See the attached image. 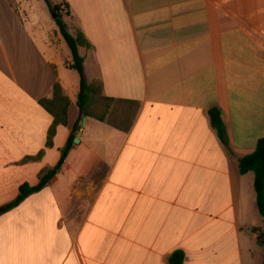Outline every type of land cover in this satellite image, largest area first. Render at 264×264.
I'll return each instance as SVG.
<instances>
[{"label":"crops","instance_id":"0c3cea01","mask_svg":"<svg viewBox=\"0 0 264 264\" xmlns=\"http://www.w3.org/2000/svg\"><path fill=\"white\" fill-rule=\"evenodd\" d=\"M50 1L69 10L86 79L114 105L80 117L57 14L0 0V264H169L177 249L185 264H263L255 175L239 160L264 138V0ZM56 82L67 123L48 147L40 100ZM72 133L56 175L6 209Z\"/></svg>","mask_w":264,"mask_h":264},{"label":"trees","instance_id":"16d2710c","mask_svg":"<svg viewBox=\"0 0 264 264\" xmlns=\"http://www.w3.org/2000/svg\"><path fill=\"white\" fill-rule=\"evenodd\" d=\"M45 1L50 10L53 13L57 14L55 20L67 42L68 47L71 50L72 62L70 63V67L72 69H75L80 74V91L77 100V104L80 110V117L92 116L100 120H105L106 112L104 111L101 114H98L93 107L95 98L98 95V88H100L101 98L107 102V107H109V102L113 101L114 98H110L103 94L100 82L89 83L86 79L84 71V57L79 53V45L85 40L83 34L79 32L77 36H74L70 33L68 25L64 20V15L69 14V10L64 11L62 9L63 4H54L50 0ZM97 85H99V87ZM40 104L54 117L53 123L48 130L46 142V145L50 147L53 145V138L56 134L57 126L67 123V108L69 105V100L65 96L60 83L56 82L53 87V98H42L40 100ZM209 113L211 122L216 128L221 141L224 144H227L228 138L221 116V110L219 108H212ZM74 137L75 135L72 133L66 145L61 149V157L56 166L50 169L43 170L40 174V181L38 184L31 185L27 182L23 183L19 187L18 196L7 204L6 209L13 208L30 194L41 190L52 179V177L56 175L57 171L61 168L66 159V156L73 146ZM42 153L43 151H41L39 155H42ZM29 158L34 157H28V159ZM239 172L241 174H246L248 172L254 173V189L256 192V202L258 210L264 219V138L258 140L256 148L251 153L240 158ZM258 242L264 246V230L258 234ZM169 264H185V252L181 249L175 250L170 256Z\"/></svg>","mask_w":264,"mask_h":264},{"label":"rangeland","instance_id":"374dc122","mask_svg":"<svg viewBox=\"0 0 264 264\" xmlns=\"http://www.w3.org/2000/svg\"><path fill=\"white\" fill-rule=\"evenodd\" d=\"M99 87V85H97ZM114 105L113 102H109V105ZM96 113L101 114L102 112L108 109L107 102L101 98L100 88H98V95L95 98L94 105H93ZM112 108V107H111Z\"/></svg>","mask_w":264,"mask_h":264},{"label":"water","instance_id":"95a60500","mask_svg":"<svg viewBox=\"0 0 264 264\" xmlns=\"http://www.w3.org/2000/svg\"><path fill=\"white\" fill-rule=\"evenodd\" d=\"M54 16H56V14H54ZM86 120V118H84V121ZM75 142H79L78 138H75ZM4 209V207H0V212Z\"/></svg>","mask_w":264,"mask_h":264}]
</instances>
